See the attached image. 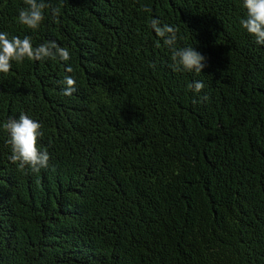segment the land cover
I'll use <instances>...</instances> for the list:
<instances>
[{
    "label": "trees",
    "instance_id": "obj_1",
    "mask_svg": "<svg viewBox=\"0 0 264 264\" xmlns=\"http://www.w3.org/2000/svg\"><path fill=\"white\" fill-rule=\"evenodd\" d=\"M45 2L59 16L32 31L0 0V32L71 52L0 73V264H264V45L243 0ZM152 18L201 73L173 71ZM21 112L43 124L38 173L8 159Z\"/></svg>",
    "mask_w": 264,
    "mask_h": 264
},
{
    "label": "clouds",
    "instance_id": "obj_2",
    "mask_svg": "<svg viewBox=\"0 0 264 264\" xmlns=\"http://www.w3.org/2000/svg\"><path fill=\"white\" fill-rule=\"evenodd\" d=\"M27 7L18 10V22L27 29L36 31L45 20V10L51 9L54 18L59 16V7H52L45 0H24ZM243 8L246 16L239 20L241 27L248 34L255 37L257 44L264 45V0H243ZM144 11L151 9L145 7ZM151 28L156 35L163 40L165 46L171 51L173 71H188L201 73L206 67V57L192 46L177 47L178 29L152 18ZM67 62L71 59V52L67 47H61L55 41L41 43L33 46L32 37L25 35L21 38L18 35L10 36L8 32H0V73L7 74L12 70L13 62L21 64L25 59L29 61L56 60ZM67 73H73L69 65ZM66 87L63 90L64 96H71L76 90V79L74 75H66L61 82ZM190 88L196 93L205 88L203 81H195ZM203 100L209 99L205 95ZM2 129L8 134L6 143L10 145L11 155L8 159L17 164L20 169L30 168L38 173L41 169L49 166L50 154L41 150L40 138L43 137V124L33 119L25 112L19 114L18 119L10 117L3 124Z\"/></svg>",
    "mask_w": 264,
    "mask_h": 264
}]
</instances>
